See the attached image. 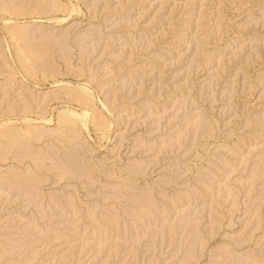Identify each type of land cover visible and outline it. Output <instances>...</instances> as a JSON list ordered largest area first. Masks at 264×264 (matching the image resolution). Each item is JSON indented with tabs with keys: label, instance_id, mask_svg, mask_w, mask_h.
Returning <instances> with one entry per match:
<instances>
[{
	"label": "rangeland",
	"instance_id": "obj_1",
	"mask_svg": "<svg viewBox=\"0 0 264 264\" xmlns=\"http://www.w3.org/2000/svg\"><path fill=\"white\" fill-rule=\"evenodd\" d=\"M46 1L0 0V264H264V0Z\"/></svg>",
	"mask_w": 264,
	"mask_h": 264
},
{
	"label": "bare ground",
	"instance_id": "obj_2",
	"mask_svg": "<svg viewBox=\"0 0 264 264\" xmlns=\"http://www.w3.org/2000/svg\"><path fill=\"white\" fill-rule=\"evenodd\" d=\"M44 1L46 2V3H45V4H46V7H47V8L49 7L47 10H45V11H47V12L50 10V8L53 9L54 7H55V9H56V7H58V10H59V6L61 7V5H63V4H60V3H56L55 0H54L55 3H52V2H53L52 0H51L52 2H50V1L47 2L46 0H44ZM47 3H49V5H48ZM59 4H60V5H59ZM47 5H48V6H47ZM61 8H62V7H61ZM60 10H61V9H60ZM18 11H19V10H18ZM18 11H17V12H18ZM51 11H53V10H50L49 12H51ZM15 12H16V10H15ZM17 12H16V13H17ZM12 13H13V12H12ZM16 13H15V14H16ZM18 13H19V12H18ZM18 13H17V14H18ZM13 14H14V13H13ZM13 14H12V15H13ZM8 15H9V14H8ZM11 17H12V16H11ZM1 18H2V16H1ZM57 18H58V17H57ZM65 19H66V18H58V20H60V21H63V20H65ZM5 21H6V20H5ZM7 22H8V21H7ZM17 29L19 30V28H17ZM24 29H26V28H24ZM12 30H13V29H12ZM12 30H11V37H12V35H14V34H12L14 31L12 32ZM18 30H17V31H18ZM20 31H21V29H20ZM24 31H25V30H24ZM22 32H23V31H22ZM22 32H21V33H22ZM14 33H15V32H14ZM24 33H25V32H24ZM16 34H17V33H16ZM26 34H27V33H26ZM24 35H25V34H24ZM25 36H26V35H25ZM29 36H30V35H29ZM49 36H50V35H49ZM54 36H55V35H54ZM54 36H53V37H54ZM16 37H17V35H16ZM26 37L28 38V35H27ZM47 37H48V36H47ZM23 38H24V37H23ZM45 38H46V37H45ZM50 38H51V37H50ZM50 38L48 37V39H50ZM55 38H56V37H55ZM14 39H15V37H14ZM30 39H31V36H30ZM46 39H47V38H46ZM52 39H53V38H52ZM52 39H51L50 41H52V42L54 43V41H53ZM59 39H60V37H59ZM59 39H58V40H59ZM61 39H62V38H61ZM61 39H60L59 41H61ZM24 40H25V39H24ZM26 40H27V39H26ZM17 41H18V40H17ZM59 41H58V42H59ZM25 42H26V41H25ZM55 42H56V44H57V39L55 40ZM28 43L30 44L31 41H29ZM29 44H28V45H29ZM58 44H59V43H58ZM58 44H57V45H58ZM62 44H63V45H66V48L68 47V44H67L65 41H64V43L62 42ZM60 45H61V43H60ZM26 46H27V45H26ZM31 46L33 47L34 44H33V45L31 44ZM32 47H31V48H32ZM61 47H63V46L61 45ZM29 48H30V46H29ZM29 48L27 47V50H26V51H23L24 49H26V47H25L24 49L22 48L23 50H21V49L19 48V49L21 50V52H19V53H22V52H23V53L28 52V49H29ZM36 48H37V50H38V47H36ZM36 48H35V50H36ZM66 48H65V49H66ZM40 49H41V48H40ZM40 49H39V50H40ZM62 49H63V48H62ZM32 50H33V49H32ZM32 50H31V51H32ZM41 50H42V49H41ZM31 51H30V53H31ZM62 52H63V50H62ZM66 52H67V50L64 51L65 54H66ZM40 53H42V52H41V51L38 52V54H40ZM32 54H33V53H32ZM34 54H35V51H34ZM36 54H37V52H36ZM38 54H37V55H38ZM42 54H44V53H42ZM65 54H64V55H65ZM20 55H21V54H20ZM25 56H26V55H25ZM29 56H30V55H29ZM29 56H28V53H27L26 58H24V59L27 60V64H28L27 66H28V67H29L30 62H31V64H32V61H33V63H35L36 59L39 60V59L36 57V55H34V56L36 57L35 61H34V59H33V60L31 59L32 61H29L30 58L27 59V57H29ZM41 56H42V55H41ZM41 56H40V57H41ZM1 57H2V56H1ZM3 57H4V56H3ZM38 57H39V56H38ZM44 57H45V56H44ZM31 58H32V57H31ZM22 59H23V57H22ZM43 59H45V58H43ZM5 60H6V59H5ZM46 61H47V59H46ZM3 62L6 63V64L8 63V62H5L4 60H1V61H0V64H1V63L3 64ZM21 62H22V60H21ZM23 64H24V63H23ZM35 64H36V63H35ZM4 65H5V64H4ZM33 65H34V64L30 65V67L32 68V70L29 69V68L26 66V67L28 68V71H30V70H31L32 72L34 71V69H33V67H32ZM0 69H1V67H0ZM2 69H5V68H2ZM69 90H71V88H69ZM73 90L75 91V94H74V92H73L72 95H73L74 97H76V100H78L79 103L81 102L84 106H90L91 108L94 107V106H92L93 103H94V102L92 103V101H93L92 97H93V96H92V94H91V92L89 91L88 88H86L85 86H81V87L78 88V90H77V89H73ZM73 90H72V91H73ZM73 96H72V97H73ZM74 97H73V98H74ZM73 98H72V99H73ZM88 112H89L88 109H85V110H84V113L87 114ZM82 114H83V113H79V112H76V111H74V110L64 109V110L60 111L59 120H60L65 126L68 125L69 123H71V124H75V123L77 122L75 117H76V116H77V117H78V116L82 117ZM102 119H103V118H102ZM102 119H100V121H99L100 123L97 122V125H98V126H100ZM98 120H99V119H98ZM95 123H96V122H95ZM103 123H104V121H102V124H103ZM102 124H101V126H102ZM98 126H97V127H98ZM9 128H11V127H9ZM7 130H8V128H7ZM11 130H12V129H11ZM13 130H14V131H13ZM13 130L10 131V132H9V130H8V134L6 133V136H8L7 138H8V139H11V140L13 141V144H12V142H9V144H11L12 147L14 148L13 145H14V144L17 145V143H19V144L22 146L21 149L24 150V149L26 148V149L28 150V148H29V146H30V144L28 143V139H26V140H27V143H28L29 145L26 143V140H25L24 138H22V137H25V135H24V136L22 135V133H21L22 131L20 132V129L17 130V131H15V129L13 128ZM31 130H32V129L29 130V134H30V135H31V133H30ZM34 130H35V127H34ZM5 131H6V130H5ZM18 131H19V132H18ZM1 132H2V131H1ZM31 132H32V131H31ZM33 132H34V131H33ZM35 132H36V130H35ZM41 132H42V131H41ZM26 133H27V131H26ZM39 133H40V132H39ZM39 133H38V134H39ZM23 134H24V133H23ZM35 134H36V133H35ZM35 134H34V136H33L34 139L37 138V135H36V137H35ZM30 135H29V136H30ZM41 136H43V135H41ZM4 137H5V136H4ZM14 138H15V140H14ZM40 138H42V137L39 136V139H40ZM39 139H38V140H39ZM7 145H8V143H7ZM7 145H4V147L7 146ZM32 145H33V144H32ZM9 146H10V145H8L7 147H8V148H11V147H9ZM24 147H25V148H24ZM8 148H7V152H8V150H9ZM30 148H31V146H30ZM27 150H26V151H27ZM8 153H11V152H8ZM42 153H43V152H42ZM34 154H35V153H34ZM79 154H80V153H79ZM5 155H6V153H5ZM30 155H31L32 157H31ZM39 155H41V151H40ZM80 155L83 156V154H80ZM6 156H7V155H6ZM6 156H5V157H6ZM27 156L31 157V159H32V158L35 159V160H33L35 167L43 168V166L41 167V166H39V165H40V163L44 162V160H45V156L43 157V158H44L43 161L40 160L39 157H36V156H38V155H36V154L33 155V152H32V153H29V154H25V156H24V154H23V155L20 154V155H18L17 157L20 158V162H21V163H26V162H24V161H25V157H27ZM42 156H43V155H42ZM82 156H79V159H80V157H82ZM75 157H76V156H75ZM6 158H7V157H6ZM47 158H48V157H47ZM73 158H74V156H73ZM76 158H77V157H76ZM41 159H42V157H41ZM39 160H40V161H39ZM48 160H50V158H48ZM80 160H81V159H80ZM83 160H84V158H83ZM46 161H47V160H46ZM46 161H45V162H46ZM51 161L53 162L54 160L51 159ZM71 161H72V160H71ZM45 162H44V163H45ZM67 162H68V161H67ZM73 162L75 163L76 161H73ZM77 162H78V164L83 163V161H81V162L77 161ZM84 162H85V160H84ZM54 163H55V161H54ZM63 163H64V162H63ZM68 163H69V162H68ZM74 163H73V164H74ZM75 164H77V163H75ZM52 165H53V164H52ZM56 165H57V164H56ZM56 165H55V166H56ZM58 165H59V167H61L60 164H58ZM61 165H62V164H61ZM48 166H50V165H48ZM64 166H65V165H64ZM77 166H78V167H79V166H80V167H82V166L85 167V166H86V167H85V168H86V171L89 170V169H90V170L92 169V168H89V169L87 168V163H86V165H84V163H83V165H77ZM44 167H46V165H44ZM78 167H77V170H78V171L83 170V167H82V169H80V170L78 169ZM89 167H90V166H89ZM70 168H73V167H70ZM46 169H47V167H46ZM50 169H52V168L50 167ZM58 169H59V168L57 167V170H58ZM36 170H37V169H36ZM55 170H56V168H55ZM72 170H74V169H72ZM75 170H76V169H75ZM11 171H13V170H11ZM20 172H21V171L19 170V173H20ZM69 172L71 173L70 170H69ZM69 172L67 171V169H64V168L62 169V174H63V175H64V174L67 175V174H69ZM73 172H74V171H73ZM84 172H85V170H84ZM87 172H88V174H87L88 177H90V175H91L92 173L89 172V171H87ZM16 173H17V172H16ZM22 173H23V172H22ZM66 173H67V174H66ZM75 173H76V172H75ZM85 173H86V172H85ZM89 173H90V175H89ZM14 174H15V173H14ZM60 174H61V173H60ZM60 174H59V175H60ZM24 175H25V173H24ZM63 175H62V176H63ZM74 175H75V174L73 173V177H74ZM62 176H60V177L63 178ZM69 176H70V174H69ZM83 176L87 177L86 174L83 175ZM15 177H17V176H15ZM18 177H19V174H18ZM21 177H22V176H21ZM21 177H20V178H21ZM36 177H37V176H35V177L32 178V177L30 176V178H32V180H34L33 183H36V184H37V183H38V179H37ZM38 177H39V176H38ZM80 177H81V176H80ZM30 178H28V179L31 180ZM64 178H65V176H64ZM67 178H68V176H67ZM69 178H70V177H69ZM22 179H24V176L22 177ZM25 179H27V177H26ZM0 180H2V179H0ZM19 180H20V179H19ZM39 180H40V179H39ZM44 180H45V179H44ZM7 181H8V180H7ZM1 182H2V181H1ZM1 182H0V183H1ZM3 182H4V179H3ZM3 182H2V183H3ZM5 182H6V180H5ZM21 182H22V181H21ZM27 182H28V180H27ZM29 182H30V181H29ZM6 183H7V182H6ZM9 183H11V182H9ZM33 183H31L30 185L33 186ZM12 184H13V183H12ZM38 184H39V183H38ZM4 185H5V184H4ZM8 185H9V184H8ZM14 186H15V184H14ZM14 186H13V187H14ZM27 186H28V185H27ZM20 187L22 188L23 186H20ZM29 187H30V186H29ZM34 187H36V186H34ZM6 188H7V187H6ZM25 188H27V187H25ZM8 189H9V187H8ZM11 189H13V188L11 187ZM28 189H29V188H28ZM28 189H26V192H25V193H29V194L31 195L32 192H31V193L28 192V191H27ZM29 190H30V189H29ZM10 191L12 192V190H10ZM33 193H34V191H33ZM33 193H32V194H33ZM147 196H148V195H147ZM149 196H150V195H149ZM108 197H109V196H108ZM146 198H147V197H146ZM143 199H145V198H143ZM105 200H106V198H105ZM107 200H108V199H107ZM68 201H70V200H68ZM70 202H72V201H70ZM143 202H144V201H143ZM151 202H153V200H151ZM140 203H141V202H140ZM145 203H146V202H145ZM141 204H142V203H141ZM143 204H144V203H143ZM146 204H147V203H146ZM147 205L149 206V204H147ZM152 205H153V204H152ZM139 206H140V205H139ZM143 206H144V205H143ZM150 206H151V205H150ZM150 206H149V207H150ZM143 208H144V207H143ZM151 208H152V207H151Z\"/></svg>",
	"mask_w": 264,
	"mask_h": 264
}]
</instances>
